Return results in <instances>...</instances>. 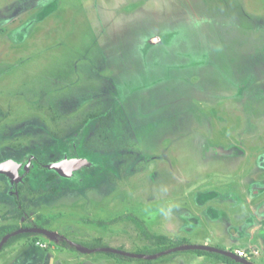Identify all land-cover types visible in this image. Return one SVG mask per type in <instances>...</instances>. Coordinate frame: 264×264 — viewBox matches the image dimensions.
<instances>
[{"label": "rangeland", "instance_id": "374dc122", "mask_svg": "<svg viewBox=\"0 0 264 264\" xmlns=\"http://www.w3.org/2000/svg\"><path fill=\"white\" fill-rule=\"evenodd\" d=\"M129 215L264 264V0H0V237L56 234L0 264H143L58 245L155 248Z\"/></svg>", "mask_w": 264, "mask_h": 264}, {"label": "trees", "instance_id": "16d2710c", "mask_svg": "<svg viewBox=\"0 0 264 264\" xmlns=\"http://www.w3.org/2000/svg\"><path fill=\"white\" fill-rule=\"evenodd\" d=\"M91 117H92V119H97L98 118V116H95V115H92ZM55 178H58V175L54 174V175H52L50 177V179H55ZM20 192H24V193H27V194H33L34 193L32 191V189L29 188V186L27 185V181L24 184V186L22 188H20ZM18 202L21 203V199L20 198H19ZM20 214L23 215V210H21ZM123 218H127L132 223H134L135 226L137 227V229L140 231V233H142L148 240H151L152 243L155 245V248H153V249H146L143 252V254H145V255L159 254L161 252H166L168 250H171L173 248H176V247H179V246H182V245L185 244L183 241L173 240V239H171V238H169L167 236L154 235L153 233H151L149 231V229L147 228L145 222L142 221L141 219H139L138 217L134 216V215H129V216H126V217L115 218L114 220H112L108 224L115 223L117 221H120ZM17 230H15V231H17ZM15 231H13V232H15ZM10 233H12V232H8V233L3 234L0 237V242L3 239L4 236H6V235H8ZM33 235H34L33 233H24V234H20V235L14 236V237L9 239V241L5 244L3 249L8 247L9 245L14 243L15 241H18L21 238H26V237L28 238V237L33 236ZM58 245L61 248H66V249H70V250H73V251H77V248H76V246L74 244L70 243L69 241L63 240V239H59L58 240ZM99 247H101V246L100 245H95V246L91 247L90 249L95 250V249H99ZM218 248L221 249V250H224V251L226 250V248H224V247H218ZM190 252L193 253V254H197L199 256H208V257L216 258V259L222 261L224 264H241V263H238V262L234 261L233 259H231L229 257H226L224 255H220V254H216V253H209V252H205V251H190ZM106 254L116 258L118 261L140 260V259L128 258V257H124V256L112 254V253H106ZM142 261H143V264H152L153 263V261H145V260H142Z\"/></svg>", "mask_w": 264, "mask_h": 264}, {"label": "water", "instance_id": "95a60500", "mask_svg": "<svg viewBox=\"0 0 264 264\" xmlns=\"http://www.w3.org/2000/svg\"><path fill=\"white\" fill-rule=\"evenodd\" d=\"M84 165H85L84 161H70V162H63V163H60L57 165H53L51 168L56 170L57 172H59L61 175L65 176V175H67V172H70L72 170H77V169L83 167ZM4 166H7V165H4ZM4 166L1 169H3ZM24 233L40 234V235H45L48 237L56 236V234H54L53 232L48 231L46 229L21 228L15 232H12V233L3 237V239L0 242V252L2 251L3 247L9 241L10 238L17 236V235H20V234H24ZM75 246H76L77 250L83 254H91V253H94L97 251V252H101V253H112V254L128 257V258L140 259V260H145V261H154V260H157L161 257L167 256V255H173V254H176L178 252H184V251H205V252H209V253H216V254L224 255V256L229 257V258L233 259L234 261L241 263V264H253V263L247 261L246 259L238 257L236 254H233L229 251H226V250L224 251V250H221L219 248L212 247L209 245L187 244V245H182V246L173 248L171 250H168L166 252H161V253L155 254V255L132 254V253H126V252L121 251V250H115V249H110V248H101V249L93 250V249L85 248L81 245H75Z\"/></svg>", "mask_w": 264, "mask_h": 264}, {"label": "built area", "instance_id": "2783aa9c", "mask_svg": "<svg viewBox=\"0 0 264 264\" xmlns=\"http://www.w3.org/2000/svg\"><path fill=\"white\" fill-rule=\"evenodd\" d=\"M237 256L240 257V258L245 259L246 254H245V252L241 251V252H237Z\"/></svg>", "mask_w": 264, "mask_h": 264}, {"label": "flooded vegetation", "instance_id": "af4514ba", "mask_svg": "<svg viewBox=\"0 0 264 264\" xmlns=\"http://www.w3.org/2000/svg\"><path fill=\"white\" fill-rule=\"evenodd\" d=\"M78 251V250H77ZM44 259V258H43ZM49 264H51V262L49 263Z\"/></svg>", "mask_w": 264, "mask_h": 264}, {"label": "bare ground", "instance_id": "6f19581e", "mask_svg": "<svg viewBox=\"0 0 264 264\" xmlns=\"http://www.w3.org/2000/svg\"><path fill=\"white\" fill-rule=\"evenodd\" d=\"M67 171V170H66Z\"/></svg>", "mask_w": 264, "mask_h": 264}]
</instances>
